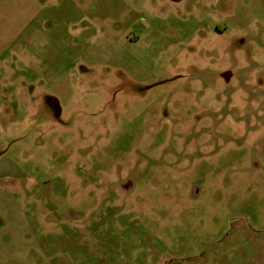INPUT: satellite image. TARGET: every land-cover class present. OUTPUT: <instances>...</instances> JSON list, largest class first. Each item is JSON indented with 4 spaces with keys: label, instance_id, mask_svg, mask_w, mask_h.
<instances>
[{
    "label": "rangeland",
    "instance_id": "rangeland-1",
    "mask_svg": "<svg viewBox=\"0 0 264 264\" xmlns=\"http://www.w3.org/2000/svg\"><path fill=\"white\" fill-rule=\"evenodd\" d=\"M36 24L0 60V264H264V0Z\"/></svg>",
    "mask_w": 264,
    "mask_h": 264
},
{
    "label": "crops",
    "instance_id": "crops-1",
    "mask_svg": "<svg viewBox=\"0 0 264 264\" xmlns=\"http://www.w3.org/2000/svg\"><path fill=\"white\" fill-rule=\"evenodd\" d=\"M42 4L43 0H0V60L17 43L28 40V28L37 25L36 21L41 13ZM1 85L5 90L14 89V87L17 90L15 85L21 90L26 88L25 83L3 82ZM16 94L25 95L21 92Z\"/></svg>",
    "mask_w": 264,
    "mask_h": 264
}]
</instances>
